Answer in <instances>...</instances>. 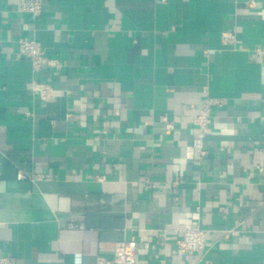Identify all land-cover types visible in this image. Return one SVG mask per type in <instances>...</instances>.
<instances>
[{
  "label": "crops",
  "instance_id": "crops-1",
  "mask_svg": "<svg viewBox=\"0 0 264 264\" xmlns=\"http://www.w3.org/2000/svg\"><path fill=\"white\" fill-rule=\"evenodd\" d=\"M21 1L0 0V254L94 264L135 238L136 264H264V0ZM192 223L203 250L178 248Z\"/></svg>",
  "mask_w": 264,
  "mask_h": 264
},
{
  "label": "built area",
  "instance_id": "built-area-1",
  "mask_svg": "<svg viewBox=\"0 0 264 264\" xmlns=\"http://www.w3.org/2000/svg\"><path fill=\"white\" fill-rule=\"evenodd\" d=\"M21 8L28 10L35 15H38L42 10L41 0H22ZM226 43L235 41L233 32H224L222 35ZM20 52L28 57L32 62L34 70H39L42 65L60 66L61 62L58 59L51 58L47 55L42 44L33 39H19ZM259 55H264V47L257 48ZM35 91L42 99H47L53 95V88L49 83H36ZM222 102V99L207 98L203 106L200 108L198 115L195 118V124L198 127L197 136L194 138L193 144L199 156H203L206 152L204 137L207 128L212 122V104ZM167 127H171L168 123ZM20 178L26 177L24 173H19ZM208 230L201 226L200 223H192L182 229V236L177 239L178 248L184 251H200L206 248ZM137 241L135 238L122 240L116 244L113 257H97L94 264H136ZM0 264H20L17 257L12 255L0 254Z\"/></svg>",
  "mask_w": 264,
  "mask_h": 264
}]
</instances>
